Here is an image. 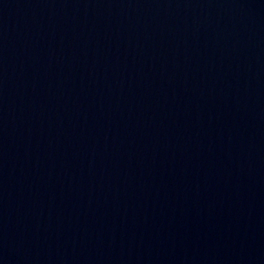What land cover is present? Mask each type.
I'll use <instances>...</instances> for the list:
<instances>
[{
	"label": "water",
	"instance_id": "95a60500",
	"mask_svg": "<svg viewBox=\"0 0 264 264\" xmlns=\"http://www.w3.org/2000/svg\"><path fill=\"white\" fill-rule=\"evenodd\" d=\"M0 264H264V0H0Z\"/></svg>",
	"mask_w": 264,
	"mask_h": 264
}]
</instances>
